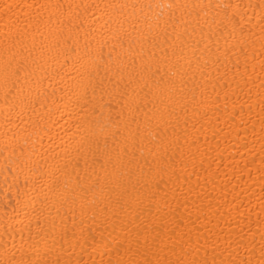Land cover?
Returning <instances> with one entry per match:
<instances>
[{
    "label": "bare ground",
    "instance_id": "6f19581e",
    "mask_svg": "<svg viewBox=\"0 0 264 264\" xmlns=\"http://www.w3.org/2000/svg\"><path fill=\"white\" fill-rule=\"evenodd\" d=\"M0 264H264V0H0Z\"/></svg>",
    "mask_w": 264,
    "mask_h": 264
}]
</instances>
